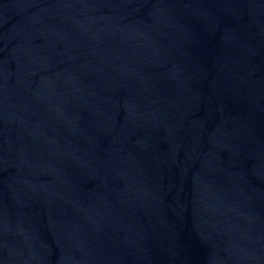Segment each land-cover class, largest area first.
<instances>
[{"label":"water","instance_id":"water-1","mask_svg":"<svg viewBox=\"0 0 264 264\" xmlns=\"http://www.w3.org/2000/svg\"><path fill=\"white\" fill-rule=\"evenodd\" d=\"M0 264H264V0H0Z\"/></svg>","mask_w":264,"mask_h":264}]
</instances>
